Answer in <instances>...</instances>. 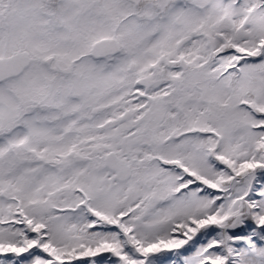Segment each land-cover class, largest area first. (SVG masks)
<instances>
[{
  "label": "snow or ice",
  "instance_id": "6c2138e0",
  "mask_svg": "<svg viewBox=\"0 0 264 264\" xmlns=\"http://www.w3.org/2000/svg\"><path fill=\"white\" fill-rule=\"evenodd\" d=\"M0 264H264V0H0Z\"/></svg>",
  "mask_w": 264,
  "mask_h": 264
}]
</instances>
